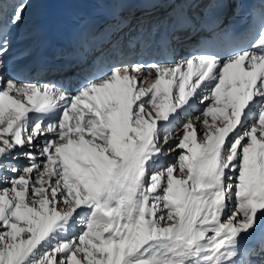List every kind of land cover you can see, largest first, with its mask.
Wrapping results in <instances>:
<instances>
[{"label": "snow or ice", "instance_id": "snow-or-ice-1", "mask_svg": "<svg viewBox=\"0 0 264 264\" xmlns=\"http://www.w3.org/2000/svg\"><path fill=\"white\" fill-rule=\"evenodd\" d=\"M87 2L58 84L9 69L0 0V264H264V0Z\"/></svg>", "mask_w": 264, "mask_h": 264}, {"label": "bare ground", "instance_id": "bare-ground-1", "mask_svg": "<svg viewBox=\"0 0 264 264\" xmlns=\"http://www.w3.org/2000/svg\"><path fill=\"white\" fill-rule=\"evenodd\" d=\"M21 2L26 3V8L23 12V19L19 25L12 28L10 36L15 38V41L8 46L7 54L5 55L4 59L7 60L11 56L20 54L21 58L16 62L17 64L21 63L22 61L29 58V56H32L35 48L40 44V35L39 32V21L35 18L34 14L41 8H43L47 0H21ZM231 11H227L229 14ZM185 39L182 37V40L184 43ZM96 55H101L100 52L96 53ZM188 54L185 51H179L178 56L175 58V60L180 59L181 57L187 56ZM103 56L106 62H112L117 59H122L123 57L119 55L118 58H116L115 54L104 51ZM107 58H109V61H107ZM9 69L12 67L11 64H8ZM82 72H80L81 77L86 76L88 72L87 66H83L81 69ZM30 82H39V83H46V82H53L58 83L54 80L47 79V80H39V81H30ZM61 83V82H59ZM58 83V84H59ZM23 163V161H21ZM255 259V258H254Z\"/></svg>", "mask_w": 264, "mask_h": 264}, {"label": "rangeland", "instance_id": "rangeland-1", "mask_svg": "<svg viewBox=\"0 0 264 264\" xmlns=\"http://www.w3.org/2000/svg\"><path fill=\"white\" fill-rule=\"evenodd\" d=\"M228 15H231V12Z\"/></svg>", "mask_w": 264, "mask_h": 264}]
</instances>
